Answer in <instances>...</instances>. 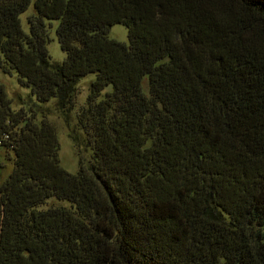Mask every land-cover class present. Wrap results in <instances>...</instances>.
<instances>
[{
	"label": "trees",
	"instance_id": "obj_1",
	"mask_svg": "<svg viewBox=\"0 0 264 264\" xmlns=\"http://www.w3.org/2000/svg\"><path fill=\"white\" fill-rule=\"evenodd\" d=\"M0 68V264H264V0H0ZM91 74L71 173L39 117Z\"/></svg>",
	"mask_w": 264,
	"mask_h": 264
},
{
	"label": "rangeland",
	"instance_id": "obj_2",
	"mask_svg": "<svg viewBox=\"0 0 264 264\" xmlns=\"http://www.w3.org/2000/svg\"><path fill=\"white\" fill-rule=\"evenodd\" d=\"M35 12L34 5L32 4L30 8L22 15L23 27L26 31H29L30 26L28 22V17ZM58 25L57 21H54V27L51 29L50 37L51 41L48 44V49L50 55L55 62H63L67 54L61 48L58 35L56 32V27ZM109 37L115 39L122 43L129 42V32L126 26L122 24H115L109 32ZM96 75L91 74L83 78L78 86V93L76 95L74 108L68 113V118L57 108L56 99L46 103L41 108L40 118L46 115L54 124L56 125L59 133L60 145H61V160L62 165L71 173H75L79 168V156L77 154V148L75 143L71 138V131L77 129V115L82 106L85 105L87 100V95L89 93V87L91 81L95 79ZM0 79L4 83L5 88L9 96L13 99L14 109H19L23 105L28 106L31 103V96L28 89L22 88L17 81V75L14 73L6 74L0 68ZM149 77L146 76L143 82V88L145 92L150 94ZM110 89V88H109ZM107 89V90H109ZM106 93V91L104 92ZM83 155L88 157L89 153L86 148H83ZM2 168L0 169V185L8 177L13 169V153L9 150H3L1 153ZM50 205H66L70 204L66 201H59L56 198L51 199L45 205L48 207Z\"/></svg>",
	"mask_w": 264,
	"mask_h": 264
}]
</instances>
